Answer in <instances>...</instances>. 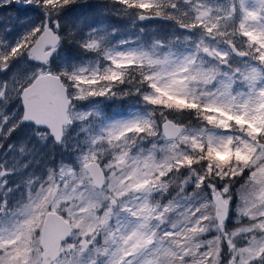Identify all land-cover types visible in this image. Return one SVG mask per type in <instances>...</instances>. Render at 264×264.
I'll use <instances>...</instances> for the list:
<instances>
[{"label": "rangeland", "instance_id": "1", "mask_svg": "<svg viewBox=\"0 0 264 264\" xmlns=\"http://www.w3.org/2000/svg\"><path fill=\"white\" fill-rule=\"evenodd\" d=\"M86 1L0 0V264H41L49 211L73 230L52 264H261L264 0H113L116 21ZM46 18L61 39L78 33L86 56L59 45L36 63L29 50ZM227 43L249 57H233ZM46 73L71 101L59 144L21 122V91ZM161 105L200 108L203 120L168 139ZM202 152L206 168L196 170ZM92 161L101 189L85 169ZM178 169V197L160 203ZM207 171L236 175L235 194L216 178L204 184ZM217 195L229 225H217Z\"/></svg>", "mask_w": 264, "mask_h": 264}, {"label": "water", "instance_id": "2", "mask_svg": "<svg viewBox=\"0 0 264 264\" xmlns=\"http://www.w3.org/2000/svg\"><path fill=\"white\" fill-rule=\"evenodd\" d=\"M48 19L43 26L42 32L30 47V55L40 65H46L52 60L55 48L60 43V37L48 24ZM231 52L245 58L247 54L240 52L233 44H229ZM21 105L23 108L22 123H31L38 128L49 132L50 137L56 144L63 138V128L72 123L68 119V110L71 101L61 79L50 73L41 74L34 78L32 83L21 91ZM173 123H164L162 130L166 137L170 132L176 137L179 130L172 126ZM177 132V133H176ZM168 135V136H167ZM170 136L168 138H171ZM94 186L98 189L104 185L105 177L100 165L92 161L85 165ZM215 206V218L218 226H222L229 217V205L222 196L213 198ZM72 233L71 225L59 214L48 212L44 216L40 231L41 264H52L60 256V247Z\"/></svg>", "mask_w": 264, "mask_h": 264}, {"label": "trees", "instance_id": "3", "mask_svg": "<svg viewBox=\"0 0 264 264\" xmlns=\"http://www.w3.org/2000/svg\"><path fill=\"white\" fill-rule=\"evenodd\" d=\"M113 0H87L85 2V6H86V10H90L92 12H100V9H104L107 14H104L105 18L108 19V21H116V16L112 13V11H114V9L116 8H110L112 6V2ZM117 3V2H116ZM118 10V9H117ZM170 25L169 24H165L163 25L164 27L159 31V35L161 36V34L163 32H168L170 29ZM61 31V28L59 29ZM60 50L69 55L71 58L74 59H79L80 57H84L86 56L85 54V50L83 49V43L79 40V36L78 33H72L67 35L66 37H63V39H61L60 42ZM30 45H28L29 47ZM141 75V74H140ZM139 75V78H140ZM126 79V80H125ZM137 79V75L135 74L133 77H129V74L124 78L125 82L128 83H135ZM142 87V91H146L147 89H149V84L148 82L143 79V82L141 83ZM147 88V89H146ZM175 101L174 98H171V102ZM163 108L162 109V113H163V117L166 119H173L176 122H179L181 124H200V121L203 120V114L200 108L194 107V106H190V105H183V106H177L178 109L180 111L177 112H173V111H169V108H167L166 106L161 105ZM180 107V108H179ZM156 115V114H155ZM163 118V120H164ZM165 119V120H166ZM161 123V122H160ZM159 123V124H160ZM205 155L202 153L198 154L195 158V161H193L192 163L194 164L193 166L196 168V170H198V168L203 169L206 168V161L204 160ZM179 172L178 170H172L170 172H168L165 176V181L168 185V187L166 186L167 190L166 193L158 196L156 198L160 199V203H165V202H169L173 199H176L178 197L177 195V180L179 179V176H176L175 178L173 177L175 174H177ZM244 174H242L240 177H243ZM213 178L218 179L220 182L223 183H227L228 187H229V194L234 195L236 192V189L238 188V186L241 183V180L236 178V175L234 176H226L223 172H220L219 174L216 171H207L204 172L203 174V181L204 184L206 183H210L211 181L213 182ZM235 199V196H232V200ZM230 223L227 222V225H229ZM178 258L174 257L172 258V262L171 264H180V262H178ZM261 264H264V253L262 254V257L260 259ZM170 264V263H169Z\"/></svg>", "mask_w": 264, "mask_h": 264}]
</instances>
